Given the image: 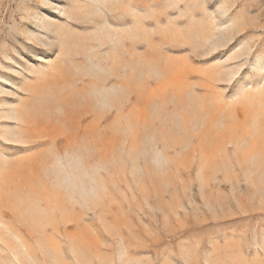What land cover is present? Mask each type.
I'll use <instances>...</instances> for the list:
<instances>
[{
	"label": "rangeland",
	"instance_id": "374dc122",
	"mask_svg": "<svg viewBox=\"0 0 264 264\" xmlns=\"http://www.w3.org/2000/svg\"><path fill=\"white\" fill-rule=\"evenodd\" d=\"M0 264H264V0H0Z\"/></svg>",
	"mask_w": 264,
	"mask_h": 264
},
{
	"label": "bare ground",
	"instance_id": "6f19581e",
	"mask_svg": "<svg viewBox=\"0 0 264 264\" xmlns=\"http://www.w3.org/2000/svg\"><path fill=\"white\" fill-rule=\"evenodd\" d=\"M45 109V108H44ZM50 110L52 109V108H49ZM14 255V254H13ZM16 256V255H15Z\"/></svg>",
	"mask_w": 264,
	"mask_h": 264
}]
</instances>
